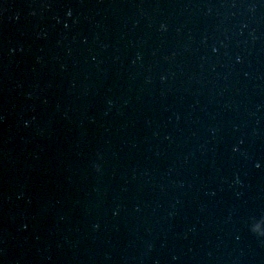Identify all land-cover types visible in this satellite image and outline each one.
<instances>
[{
  "label": "water",
  "instance_id": "obj_1",
  "mask_svg": "<svg viewBox=\"0 0 264 264\" xmlns=\"http://www.w3.org/2000/svg\"><path fill=\"white\" fill-rule=\"evenodd\" d=\"M264 0H0V264H264Z\"/></svg>",
  "mask_w": 264,
  "mask_h": 264
},
{
  "label": "clouds",
  "instance_id": "obj_2",
  "mask_svg": "<svg viewBox=\"0 0 264 264\" xmlns=\"http://www.w3.org/2000/svg\"><path fill=\"white\" fill-rule=\"evenodd\" d=\"M251 230L264 236V220L258 221L251 226Z\"/></svg>",
  "mask_w": 264,
  "mask_h": 264
}]
</instances>
